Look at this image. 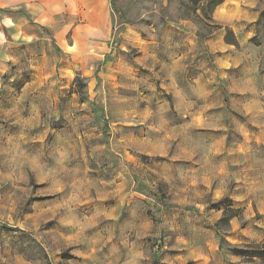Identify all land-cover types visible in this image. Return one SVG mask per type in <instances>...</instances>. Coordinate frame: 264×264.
<instances>
[{
	"label": "rangeland",
	"instance_id": "374dc122",
	"mask_svg": "<svg viewBox=\"0 0 264 264\" xmlns=\"http://www.w3.org/2000/svg\"><path fill=\"white\" fill-rule=\"evenodd\" d=\"M102 1L40 0L16 45L0 36V264H120L137 244L148 264L203 224L231 252L230 220L263 236L222 178L228 157L264 172V0L233 16L250 29L209 0Z\"/></svg>",
	"mask_w": 264,
	"mask_h": 264
},
{
	"label": "crops",
	"instance_id": "0c3cea01",
	"mask_svg": "<svg viewBox=\"0 0 264 264\" xmlns=\"http://www.w3.org/2000/svg\"><path fill=\"white\" fill-rule=\"evenodd\" d=\"M102 3L103 5L106 4V0H103ZM255 4L256 0H223L215 8V18L221 23H231V27L235 29H250V21L247 18L240 19L239 17V19L234 20L235 18L233 16L238 13H245L247 8H250L251 17L254 18L256 15V9H254ZM39 11L40 0H0V36L5 38L4 45H16L21 40V37H23V30L26 29L29 22L28 17L30 21L34 20V15L38 14ZM0 59L4 60L2 57ZM1 73H3L2 69ZM194 122V119L187 121L188 125L186 126L192 125L193 127L195 125ZM228 145L224 139L222 146H220V143H217V148L220 151L223 150L225 153H231L232 149L235 151L237 148L234 145ZM238 161V159H233V157H228L224 161L225 168L222 178L224 180L223 192L228 194L232 206L235 208L254 202L264 212V172L261 173L260 179L255 182L256 186H254V181L247 179L246 167L242 166L241 162ZM238 163L239 167L235 168L234 164ZM218 175L222 176V173L218 172ZM220 179L221 177L218 180ZM231 179L233 184L228 185ZM218 189V186L213 187L214 192H217ZM120 209L118 205L114 210L113 218H111L112 221L119 220ZM110 212L108 214L111 217L112 213ZM193 232L196 234L195 241L186 242L185 246L181 248L173 247L175 250L170 253L166 249L161 248L154 253V261L152 263L150 261L148 264H179L185 258H192L196 264H241L240 256L221 250L219 247L220 238L208 224L193 227ZM117 233V231H109L107 238H112V236L116 237ZM143 234L148 237L150 232L144 230ZM246 234V228L237 224L236 221L230 220L229 229L226 234L229 242L234 243L238 241L244 242L245 244L260 240L264 242V235L260 238L246 239L244 238ZM137 245L119 247L118 261L120 264H141V257L145 256V249L141 245Z\"/></svg>",
	"mask_w": 264,
	"mask_h": 264
},
{
	"label": "trees",
	"instance_id": "16d2710c",
	"mask_svg": "<svg viewBox=\"0 0 264 264\" xmlns=\"http://www.w3.org/2000/svg\"><path fill=\"white\" fill-rule=\"evenodd\" d=\"M223 0H209L208 7H215ZM228 206V205H227ZM231 216L239 214V209H230ZM221 241L224 237L217 233ZM232 254L238 255L242 258L241 264H264V242L261 243H248L242 246H233L231 249Z\"/></svg>",
	"mask_w": 264,
	"mask_h": 264
}]
</instances>
